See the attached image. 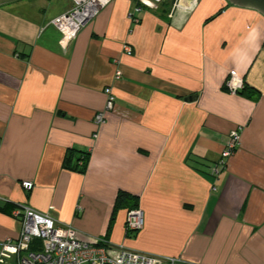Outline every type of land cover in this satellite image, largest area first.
Wrapping results in <instances>:
<instances>
[{"label":"crops","instance_id":"obj_1","mask_svg":"<svg viewBox=\"0 0 264 264\" xmlns=\"http://www.w3.org/2000/svg\"><path fill=\"white\" fill-rule=\"evenodd\" d=\"M138 4L113 0L64 49L52 21L73 0H0V242L18 238L13 208L26 204L85 242L264 264V15L226 0ZM231 70L244 94L224 90ZM108 86L116 107L97 127ZM236 130L239 149L212 175ZM87 151L83 171L65 167ZM119 192L144 213L130 237Z\"/></svg>","mask_w":264,"mask_h":264},{"label":"built area","instance_id":"obj_2","mask_svg":"<svg viewBox=\"0 0 264 264\" xmlns=\"http://www.w3.org/2000/svg\"><path fill=\"white\" fill-rule=\"evenodd\" d=\"M113 0H73V7L68 12L56 17L52 24L61 33V45L68 49L77 38L80 30L95 18ZM164 0H138L134 13L143 8L157 10ZM184 0H174L172 10L182 8ZM192 2L196 0H190ZM134 14H131L133 19ZM125 51L131 54L129 47ZM122 76L120 70L116 78ZM246 83L236 70H231L225 82L227 92L238 95ZM106 104L94 118L97 127L106 123L107 114L115 110L116 96L113 88L104 90ZM98 137V134L95 135ZM241 143L239 130L233 131L225 143L220 159L212 166V175L217 176L228 167V161L237 152ZM1 147V144H0ZM22 187L32 191V181H24ZM13 216L20 219L22 229L17 239L0 242V264H162L174 259L158 257L116 245L101 238L85 242L79 238L78 231L71 225L62 224L49 213L38 212L26 204L17 205ZM126 227L130 231H139L144 227V213L138 208L127 214ZM40 241V242H39ZM39 242V243H38Z\"/></svg>","mask_w":264,"mask_h":264},{"label":"trees","instance_id":"obj_3","mask_svg":"<svg viewBox=\"0 0 264 264\" xmlns=\"http://www.w3.org/2000/svg\"><path fill=\"white\" fill-rule=\"evenodd\" d=\"M222 11L223 10L218 12L215 16L219 15ZM214 17H212V18H214ZM247 87L248 86L246 85V87L242 91H240L239 94H244L248 90ZM224 90L227 91L225 86H224ZM89 155H90L89 151L82 152V154H79V156L77 158H75L74 161H73L72 155H70L66 159L65 167L67 169H72V170H76V171H83V169L85 168V166L87 164V160H88ZM121 207H128V209H129L128 212L138 209L139 208L138 207V197L131 195L127 192H119L117 199H116V209L121 208ZM15 208H16V206H14L13 210ZM126 232H127V235L130 237L131 234H134L137 231H130L126 227ZM101 239L110 242V240L108 238H101Z\"/></svg>","mask_w":264,"mask_h":264},{"label":"water","instance_id":"obj_4","mask_svg":"<svg viewBox=\"0 0 264 264\" xmlns=\"http://www.w3.org/2000/svg\"><path fill=\"white\" fill-rule=\"evenodd\" d=\"M232 5L247 8V9H253L264 15V0H226ZM190 98L189 100H192Z\"/></svg>","mask_w":264,"mask_h":264},{"label":"rangeland","instance_id":"obj_5","mask_svg":"<svg viewBox=\"0 0 264 264\" xmlns=\"http://www.w3.org/2000/svg\"><path fill=\"white\" fill-rule=\"evenodd\" d=\"M39 242H40V241H39ZM39 242H38V243H39Z\"/></svg>","mask_w":264,"mask_h":264}]
</instances>
